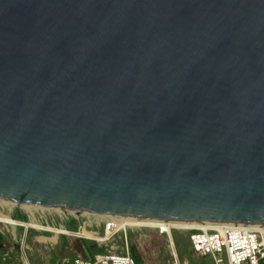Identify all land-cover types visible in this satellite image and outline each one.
<instances>
[{"label": "water", "instance_id": "1", "mask_svg": "<svg viewBox=\"0 0 264 264\" xmlns=\"http://www.w3.org/2000/svg\"><path fill=\"white\" fill-rule=\"evenodd\" d=\"M0 198L264 223V0H0Z\"/></svg>", "mask_w": 264, "mask_h": 264}, {"label": "built area", "instance_id": "2", "mask_svg": "<svg viewBox=\"0 0 264 264\" xmlns=\"http://www.w3.org/2000/svg\"><path fill=\"white\" fill-rule=\"evenodd\" d=\"M5 206L8 205L4 203L0 204V208L5 212H13L16 207H19L14 205L13 207H6L5 209ZM25 212L28 211L25 210ZM58 215V222H55L53 218L47 220L41 216L39 220L37 219V222L43 228L38 229H46L56 234L71 235L78 239L93 240L101 247L103 243H106L107 240L118 232H122L126 236L127 230L129 229L140 230L142 228H154L159 234L166 236L172 257L170 264H180L173 238V231L176 230L188 232L186 237L189 241L191 251L200 257L208 256L211 260L210 264H264V223L211 221L201 227L182 228L170 226L169 230H161L158 227L149 226L119 227L115 218L92 213L78 214L70 211H62ZM70 217L76 219V224L73 228H69L66 224ZM0 223L3 224V227L0 228L1 234L8 231L6 225L13 227L24 225L25 232L29 227L21 219H15L14 223ZM99 228L102 229L101 233L99 232ZM57 229H59L58 232H56ZM90 232H95L96 235H91L89 234ZM22 256V264H47L45 262L30 263L25 254L22 253ZM53 264L137 263L126 246L124 251H115L112 247L108 249L104 248V250L95 253L92 258L83 257L80 253H77L73 257L57 259ZM183 264H187V262L184 261Z\"/></svg>", "mask_w": 264, "mask_h": 264}, {"label": "rangeland", "instance_id": "3", "mask_svg": "<svg viewBox=\"0 0 264 264\" xmlns=\"http://www.w3.org/2000/svg\"><path fill=\"white\" fill-rule=\"evenodd\" d=\"M2 203L8 205L5 206V209L14 205L19 206L14 209V212L7 213L13 219H20L16 215L23 213L27 216V220L24 222L32 224L40 225L37 219L39 220L41 216L47 220L53 218L55 222H58V214L62 213L59 208L17 205L16 202L0 199V204ZM25 210L28 212H25ZM2 227L3 224L0 223V228ZM6 228L8 231L3 234L0 233V264H22V253L25 254L30 263L45 262L47 264H53L57 259L73 257L79 253L78 238L74 236L56 234L46 229H38L39 227L35 226H29L26 232L24 225L14 227L6 225ZM99 232H102L101 228H99ZM187 233L173 231L175 248L180 264H183L184 261L187 264H210L211 260L208 256L200 257L191 251L186 237ZM81 241L88 249L89 257L91 258L95 253L101 251V247L102 250L112 247L115 251H124L127 246L130 252V246L133 244L140 256L141 264H170L172 260L166 236L159 234L154 228L129 229L126 236L122 232H118L106 243H103L101 247L93 240L82 239Z\"/></svg>", "mask_w": 264, "mask_h": 264}, {"label": "bare ground", "instance_id": "4", "mask_svg": "<svg viewBox=\"0 0 264 264\" xmlns=\"http://www.w3.org/2000/svg\"><path fill=\"white\" fill-rule=\"evenodd\" d=\"M2 199V198H0ZM6 200V199H4ZM10 201V200H8ZM14 202V201H12ZM24 206H29L31 204H25L22 203ZM61 209V208H59ZM63 212H68L64 209H61ZM70 212L74 213H87L83 210H69ZM104 216H110L112 218H115L117 220V224L119 227H139V226H149V227H158L161 230H169L170 226H176V227H182V228H188V227H201L207 224V221H201V220H172V219H158V218H150V217H144V216H135V215H104ZM15 219H13L7 212L2 210L0 208V222L4 223H14ZM26 226H35L39 228H43L42 225L35 224V223H27L25 222ZM48 229V228H47ZM59 229L56 230L58 232ZM91 235H96L95 232H90Z\"/></svg>", "mask_w": 264, "mask_h": 264}, {"label": "trees", "instance_id": "5", "mask_svg": "<svg viewBox=\"0 0 264 264\" xmlns=\"http://www.w3.org/2000/svg\"><path fill=\"white\" fill-rule=\"evenodd\" d=\"M17 217H19L21 220H27V216L25 214H17L16 215ZM67 226L69 228H73L75 227V224H76V219L70 217L68 219V221L66 222ZM82 239H78V242H77V245L79 247V253L83 256V257H89V252H88V249L83 245ZM75 246V245H73ZM102 250V249H101ZM130 254L133 256L134 260L136 261L137 264H141V259H140V256L139 254L137 253V250L135 249V246L132 244L130 246Z\"/></svg>", "mask_w": 264, "mask_h": 264}, {"label": "crops", "instance_id": "6", "mask_svg": "<svg viewBox=\"0 0 264 264\" xmlns=\"http://www.w3.org/2000/svg\"><path fill=\"white\" fill-rule=\"evenodd\" d=\"M14 212V211H13Z\"/></svg>", "mask_w": 264, "mask_h": 264}]
</instances>
